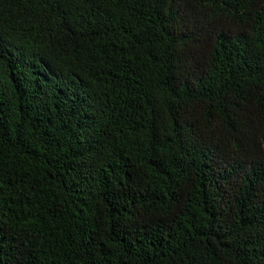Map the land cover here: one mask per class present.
I'll return each instance as SVG.
<instances>
[{"label": "trees", "instance_id": "1", "mask_svg": "<svg viewBox=\"0 0 264 264\" xmlns=\"http://www.w3.org/2000/svg\"><path fill=\"white\" fill-rule=\"evenodd\" d=\"M0 264H264V0H0Z\"/></svg>", "mask_w": 264, "mask_h": 264}]
</instances>
